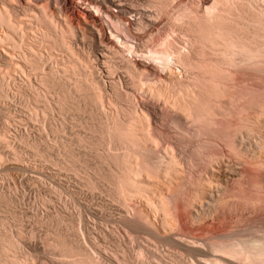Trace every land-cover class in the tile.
Instances as JSON below:
<instances>
[{"label":"bare ground","instance_id":"obj_1","mask_svg":"<svg viewBox=\"0 0 264 264\" xmlns=\"http://www.w3.org/2000/svg\"><path fill=\"white\" fill-rule=\"evenodd\" d=\"M182 1H178L176 9L172 0H141L138 5L127 0H0V104L9 101L11 88H21L25 90L24 96L20 92L21 102L43 104L46 112L56 110L63 119L66 115L86 114L81 128L92 137H78L77 141L96 152L92 151L97 159L94 168L92 163L87 166V158L71 149L65 161L50 163L75 174L77 166L84 164L89 168L85 170L92 169V174L84 179L85 186L96 191L98 181L104 180L109 184L111 197L123 207L130 205L126 197L133 199L145 194L140 193L145 187L142 178L167 177L177 171L176 167H186L187 176L181 179L177 190L166 191L168 194L163 193L165 196L157 203L151 198L145 200V206L167 228L175 221L189 233L192 228L189 229L186 219L191 212L188 215L187 206L203 198L204 187L211 182L207 173L213 167L234 161L236 167L243 169L236 183L227 185L223 197L216 201L217 210L222 204H227V210L217 215V223L204 227L209 238L205 243L206 237L203 242L189 239L186 249L180 244L190 259L183 262L180 258L183 249L178 236L159 238L169 247L180 249L169 264H264V234L257 236L255 232L254 237L236 238L237 232H231L236 234L234 237L224 230L233 223L235 226L240 221L243 224L253 220L252 212L249 219L246 211H264V0H195L192 4ZM171 7L173 13L168 12ZM163 17L167 26L153 33L151 28ZM107 23L111 26L107 27ZM173 72L176 78L167 77ZM136 94L141 98L149 94L164 97L173 104L175 115L162 119L171 124L176 134L172 141L165 140L163 132L155 127L159 120L157 111L138 104ZM8 115L12 118L9 112ZM47 118L50 120V116ZM57 128L53 129L54 135L59 133ZM7 129L6 125L0 128V146L10 149L14 141L8 140ZM22 138L35 157L45 163L51 160L48 149H41L37 141ZM19 154H15L17 162H21ZM2 158L0 154V162ZM105 167L113 170H104ZM142 208L135 207L132 220L126 221L129 225L124 221L121 224L142 233L150 226L152 230V219ZM233 214L240 221L235 219L237 223H231L229 216ZM8 239L4 244L14 247ZM48 247H55L66 258L62 264L107 261L91 253L90 245L88 250L61 236ZM145 251L140 248L135 253L134 263L147 264L149 255ZM12 264L23 262L13 260Z\"/></svg>","mask_w":264,"mask_h":264},{"label":"rangeland","instance_id":"obj_2","mask_svg":"<svg viewBox=\"0 0 264 264\" xmlns=\"http://www.w3.org/2000/svg\"><path fill=\"white\" fill-rule=\"evenodd\" d=\"M128 1L129 4H134V5H138L142 3L141 0H138V2L140 3L138 2L134 3L136 2V0H132L133 2L131 0H127V3ZM178 1L180 0H172V4H171L172 7L175 6L176 8ZM182 2L185 3L188 2L192 4L193 2H195V0H183ZM172 7L169 8L168 12L173 13ZM165 18L166 17H163V19L160 18L162 21L159 19V21L162 24L159 22L156 26L151 28V30L154 28L152 31L153 33H155V31L158 30L159 28H163L164 26L165 27L167 26V24H165L167 23V19ZM108 26L110 27L111 25L110 24L108 25L107 23V27ZM150 31L148 32L150 33ZM107 33L109 35V31ZM144 34L147 36L148 34L147 31ZM175 76H177V74L173 72L171 76L168 75L167 77L174 79L176 78ZM104 80L106 82H109L108 78H104ZM19 81L20 79L17 78L16 83H18V85H20L21 82ZM18 89L19 90H16L15 88H11L10 91L11 92L14 91V93H11L9 91L10 92L8 99L9 101L0 104V120H1L0 125H3L5 123L7 129V127H9V125L11 124L10 125L11 127L7 129L8 132L7 135L9 136L8 137L9 141L10 140L14 141V142L10 141L12 149L11 148L9 149L8 147L5 146H2L4 147L2 149V147L0 146L1 147L0 154L1 156L4 157L2 158L4 162L3 161L0 162V164H2L0 165L1 166L0 194H2L0 195V197L3 198V200L0 198V260L1 261H6L7 264H12L13 260H18V261L21 260L23 264H62L61 261L62 262L65 261L66 258H64L61 255L58 249L54 250L53 248L55 247L53 248L48 247L49 244L54 245L56 243V240H58V238L61 236L62 238L64 237L65 240H67V242L68 241L73 243L79 242L81 246L85 247L88 250L91 249L90 247H93L90 250L91 253H95L94 255L97 254L96 256H99L104 261L105 259L107 261L109 260L108 262L106 261V264L108 263L136 264L134 263L135 260L133 258L135 256V253L140 248L146 250L145 251L147 253L146 255L147 256L149 255L148 256L149 258L147 257V264L149 262H150L149 264H157L155 263L156 258H159L156 259V262H158L159 260L158 264H162V263L169 264L168 262H170V260H173L172 256L176 254L177 250L180 251V249L176 250L175 247L174 248L169 247L163 240H160V238L163 239L165 237H171V236L177 238L178 236L179 238L177 239L183 242L181 243L178 240L179 246L180 244H182L185 247V249L187 247L186 241H189V239L195 241V239L197 238L198 242H203L202 240H204L205 239L204 237H206L203 243L207 241V239L209 238L208 237L209 233L206 234L207 229L205 228L210 226L211 224L217 223L219 221L217 219L218 218L217 215L219 216L220 213L223 212V210L224 211L227 210V204H222L223 208L221 207L220 210H217L218 203H216V201L217 199L223 197V193L226 187L230 186L232 183H233L232 185L236 183L239 173H241L243 169L242 167H236L235 162L229 160L227 161V163L225 162L224 167H213L210 169L209 171L210 173H207V176L210 177L208 178L207 176H205V178H208L212 183L210 182L209 183L210 185L207 184L208 186L206 185L204 187L205 190L204 195L202 194L204 199L201 197V199H198L200 202L196 200L195 203L194 202H192L191 204L189 203L188 206L190 207L192 206L191 208L190 207L188 208L187 206V209L189 210L188 215L191 212L190 213L191 215H189V217L187 216L186 219L187 221L186 223L189 224L188 226L189 229L191 230L192 228V230L189 232L190 234L188 233V231H185L181 229L178 225H176L177 223H175V221H173V223L171 224H168V228H167V226H162L158 216L155 213L153 214V212H151L150 209L145 206L146 205L145 200L151 198L152 199L151 201L157 203L158 199H160L161 196L163 198V196L167 195L168 193L177 190L178 187L176 186L180 183L181 179H184V176L185 177L187 176L188 169L186 167H176L175 170L177 169L178 172L180 171L179 172L180 174L177 171H173L170 173V175L174 173L173 176L168 175L169 177L168 176L164 177L160 175L159 177L158 176L152 177L153 178V179L151 178L152 181L150 179L147 180L146 178L144 179L142 178L144 182L143 181L141 182H143L142 184H144L145 187L147 188L145 190V187H143L140 193H145L146 195L145 194L142 195L139 193L142 197L140 195L138 197L134 196L133 199L132 197L130 198L126 197V203L130 204L128 205L129 209L127 207L121 206L115 199L111 197L110 193L108 192L109 184H107V182H105L104 180L102 181H100L99 179H98L99 181L97 180L100 183L99 184L97 182L100 186L97 185L96 191L92 190L93 192L92 193L90 191L91 189L85 186L84 179L87 176H90L88 174H92L91 171L94 168L92 166H94L97 162V159L95 161L96 154H94L96 152H94L91 149L89 150L87 145L85 148L84 143H82L83 144L82 146V144H80L81 142L77 141L78 137L80 138L83 136L82 138L85 139H90L92 137L91 136L92 134L89 135L90 132L87 134L88 131L86 129H83L84 127L81 128L83 126L81 122L83 121L85 122V120L87 119V116L85 117L86 114L82 115V117H80L79 115L75 116L74 114L68 116L66 115L64 116L65 119H63V116L57 115L58 113L56 114V110H54L55 115L52 114L54 112L53 110H49L46 112L43 104H39V105L31 104L32 106L34 105L33 106L34 109H33L30 104H26L23 101L21 102L22 96L25 95V90L24 89L21 90V88ZM16 92L17 94H15ZM136 97H138V99H135L137 100L138 104L147 105L157 111L159 120L156 123L157 124L159 123L160 126L159 124L158 125L155 124V127L163 132L165 136V140L172 141L174 137H176V134H174L175 132L171 127V124L167 122H163L162 119L163 118L170 119L175 115L174 111L176 110V108L173 106V104L166 101L164 97L155 98L150 94L143 98H141L138 94H136ZM7 102L9 106L7 105ZM7 106L9 111L7 109ZM21 106H23V108ZM26 108L28 109V111H26L27 110ZM31 108H32L31 112L33 113H30ZM34 111L36 112L34 113ZM8 112L12 118H10ZM43 113L47 115L44 114L45 117H43ZM3 114L4 115L7 114L5 115V117L8 118L10 121L11 119H13L12 122H10L8 119H5L3 117L4 116ZM39 114H40L39 116L40 120L39 117L37 119V116ZM49 116H50V120L47 118ZM27 117L29 118V120ZM52 117L53 120L51 119ZM47 119L49 124L46 121ZM50 122L52 124H50ZM53 122L58 123L56 125L59 126V129L57 128L58 126H56L55 123ZM52 125L53 127L55 126L54 128H57L59 130L60 134L59 133L58 134L56 133V135L53 134L54 128L52 127ZM60 125H62V127ZM3 126H0V128ZM61 128L63 130H60ZM167 128L170 130H168ZM15 136L18 138H16ZM11 137H13V139ZM22 137L24 138L26 137V140H29L30 142L37 141L38 144L40 143L39 146L41 149H46V150L48 149L47 152L51 160L45 163L39 160V158L35 157L32 150L28 149L27 146L24 145V142L21 141L23 139ZM247 142H250V139L247 140ZM42 145L45 148H43ZM14 149H16V151L18 152L15 153L16 151ZM69 149L79 154L82 158L85 159L87 158L86 159L87 166L88 163L93 164V165L91 164V168H92L91 171L88 170L89 171L88 172L87 169L85 170V168L88 167L87 166L85 167L84 164L83 165L80 164L77 166L78 169H76L77 172L75 174L74 172L71 173L72 172L71 170L65 171L66 169L64 170L63 168H60L56 164L55 165L51 164L52 162L54 163L59 161L62 162L65 161L67 156V151ZM5 151L6 153H4ZM98 152H102V151L99 150ZM18 153L21 154V155L19 154V156H21L20 157L21 162L20 161L17 162L18 160L16 155H18ZM92 157L94 158L91 159ZM89 158L91 160H89ZM80 166H84V167H80ZM104 170H113V168L110 167L107 169V167H105ZM234 173H236L237 175H235ZM170 177L172 180L169 179ZM165 178H167L169 181L166 180ZM168 182H171V184L170 183L168 184ZM98 188L99 191L97 190ZM163 193L165 195H163ZM140 197L142 198L141 200ZM234 200L235 199L233 198V201ZM230 201H232V199H230ZM135 207L136 209H141L143 207L142 210L144 211L145 209L144 212L145 213L148 212L147 215L150 216L149 219L153 220L150 221L151 225H154V227L152 226V230L157 229L158 231L159 229L158 232L160 233L159 235L156 230H153L156 231L154 234V232L151 230V226L148 230L147 229L143 230L142 233L141 232L142 230L135 231L136 229L132 228L131 225L130 228L128 226V229L126 225H123V224H128V222L132 220L133 217L132 212L135 211L134 210ZM130 208H132V211L130 210ZM125 209H127L128 212ZM126 212L130 213L131 215L130 214L128 215H130L131 217L127 216ZM248 212L246 211L247 218L250 219L251 212H252L251 219L253 218V220L248 221L250 225H248V222H244L242 224V222L238 219V216L237 215L234 216L233 214L232 217L229 216L231 218V219L229 218V221L232 223L238 219L240 222L237 223L238 221L237 220L236 221L237 224L235 223L236 224L235 226L233 225L234 224L233 223L231 225L232 226L231 228H224V230L228 231V233L230 234L232 233L234 234L235 232H237L236 234L238 235L235 234L237 237L232 234L236 238H242V237L250 238L252 236L254 237L255 232L257 236H260L261 234L263 235L264 233L262 232H264V219L262 217H264V211L255 212L254 210H250ZM257 216L259 217L257 218ZM254 217L257 219L255 220ZM120 221L121 222L124 221L123 224H121ZM225 221H228V219H226ZM250 227L252 229H250ZM125 228L126 230H124ZM133 229L135 233L133 232ZM126 231H130V232L132 231V232L131 233L127 232L128 233L127 234ZM149 231H151V233ZM129 234H131V238ZM248 234L250 235L248 236ZM160 235H162L163 237L159 238ZM5 237L9 238L13 242V245L15 244L14 247L11 246L7 247V245H5L6 244L4 242L6 240ZM151 241L153 242V245ZM183 246L180 247L183 249L184 248ZM87 247H89L90 249ZM185 249H183V251H180V254H182L180 258L184 260V261L182 260L183 262H187L190 259L189 255L185 253L184 251ZM173 250L175 251L173 252ZM149 253L150 254L153 253L154 255H150ZM156 253L160 255H157ZM175 256L177 257V255ZM160 258L162 260H160ZM193 259L196 260L197 257L196 259L195 257Z\"/></svg>","mask_w":264,"mask_h":264}]
</instances>
